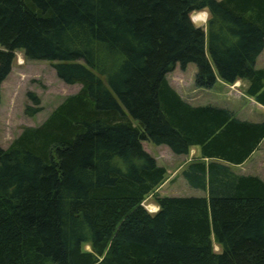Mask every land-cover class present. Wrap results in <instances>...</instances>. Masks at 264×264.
<instances>
[{"label":"trees","instance_id":"obj_1","mask_svg":"<svg viewBox=\"0 0 264 264\" xmlns=\"http://www.w3.org/2000/svg\"><path fill=\"white\" fill-rule=\"evenodd\" d=\"M205 8L207 29L192 19ZM18 49L81 87L0 140V264H264V179L232 168L264 119L193 104L168 78L195 62L197 86L247 79L264 105V0H0V103ZM144 140L199 146L183 173L206 195L157 194L149 210L168 171Z\"/></svg>","mask_w":264,"mask_h":264},{"label":"rangeland","instance_id":"obj_2","mask_svg":"<svg viewBox=\"0 0 264 264\" xmlns=\"http://www.w3.org/2000/svg\"><path fill=\"white\" fill-rule=\"evenodd\" d=\"M205 10L208 12L205 21L196 18L200 11L194 14L196 20L193 16L192 19L207 29L210 14L207 8ZM262 56L258 64L260 67H264V52ZM53 63L48 59H29L22 49L16 50L12 70L1 88L0 140L4 147L20 134L24 126L40 124L67 95L80 89V82L68 83L62 80ZM196 71L195 62H189L186 68H182L178 62L168 72V78L193 104L214 103L229 106L242 118L257 121L264 119V105L246 93L247 85L243 80L234 83L219 81L214 87H200L195 83ZM29 90L36 91L41 97L42 109L33 115L26 112V105L33 104L28 96ZM144 146L168 171L166 179L144 200L149 210L156 211L159 208L155 200L157 194L206 195L207 192L203 189L189 184L183 173L190 160L200 154L198 148L192 147L186 154H176L163 143L144 140ZM232 168L238 173L256 174L264 179V140L249 160L242 165H233ZM154 206L157 207L156 210H153ZM84 247L91 249L90 243H85ZM215 249L220 250L221 246L215 243Z\"/></svg>","mask_w":264,"mask_h":264},{"label":"crops","instance_id":"obj_3","mask_svg":"<svg viewBox=\"0 0 264 264\" xmlns=\"http://www.w3.org/2000/svg\"><path fill=\"white\" fill-rule=\"evenodd\" d=\"M263 52H264V49H263V51L258 55V57H257V62H256V65L258 66V64H259V62H260V60H261V58L263 57L262 55H263ZM258 67H260V66H258ZM238 80H240V79H238ZM241 80H243V82H244V84L245 85H247L248 86V84H249V81L247 80V79H241ZM222 81V80H221ZM223 82V81H222ZM224 83H226V82H224ZM171 84L181 93V91L171 82ZM187 99V98H186ZM261 104V103H260ZM263 105V104H262ZM224 106V105H223ZM229 107V106H228ZM241 117V116H240ZM263 140H264V138H263ZM263 140L261 141V143L259 144V146L262 144V142H263ZM258 146V147H259ZM194 147H196V148H198L199 149V152H200V147L199 146H194ZM258 147L254 150V152L258 149ZM253 152V153H254ZM175 153V152H174ZM253 153L249 156V158L248 159H246L243 163H241V164H237V165H242V164H244L247 160H249L250 159V157L253 155ZM177 154V153H176ZM199 155V154H198ZM205 191V190H204ZM157 209V208H156Z\"/></svg>","mask_w":264,"mask_h":264},{"label":"bare ground","instance_id":"obj_4","mask_svg":"<svg viewBox=\"0 0 264 264\" xmlns=\"http://www.w3.org/2000/svg\"><path fill=\"white\" fill-rule=\"evenodd\" d=\"M207 16H208V12H206L205 10L204 11H200V12H198L197 14H196V18L199 20V21H205L206 20V18H207ZM153 208V210H156V206H154V207H152ZM151 208V209H152Z\"/></svg>","mask_w":264,"mask_h":264}]
</instances>
